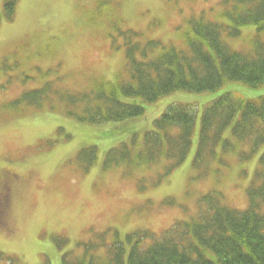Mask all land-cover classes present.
Returning a JSON list of instances; mask_svg holds the SVG:
<instances>
[{"label": "rangeland", "instance_id": "374dc122", "mask_svg": "<svg viewBox=\"0 0 264 264\" xmlns=\"http://www.w3.org/2000/svg\"><path fill=\"white\" fill-rule=\"evenodd\" d=\"M223 1L18 0L13 18L0 25V179L7 178L10 187L7 206H0L1 254L13 264H61V256L76 243L100 241L101 235L110 242L118 233L126 257L131 244L139 241L142 248L149 244L148 239L137 238L139 233L149 231L159 237L175 222L195 217L199 198L205 194H220L222 204L232 209L247 207V190L259 169L264 144L248 162L223 155L226 165H210L199 178L192 161L204 108L224 93L256 100L264 95V86L227 82L216 91H179L154 103L127 98L123 101L141 105L144 114L102 125L63 116V104L55 101L120 77L125 63L121 31L131 30L125 36L140 34L141 42L155 40L181 48L191 18L219 21ZM2 6L0 0V11ZM253 32V27H245L241 37L223 40L231 49L243 50ZM116 46L120 48L115 50ZM47 81L53 83L45 95L56 113L47 107L11 111L8 102ZM178 104L192 108L195 123L187 156L171 174L153 186L160 167L101 170L109 149L132 139L140 144L144 134L154 130V120ZM248 143L239 145L240 150L246 151ZM90 146L97 149V163L83 173L75 155ZM13 174L16 178L10 179ZM165 200L170 204H163ZM127 235L132 236L130 243L125 241ZM53 236L69 241L59 249Z\"/></svg>", "mask_w": 264, "mask_h": 264}, {"label": "trees", "instance_id": "16d2710c", "mask_svg": "<svg viewBox=\"0 0 264 264\" xmlns=\"http://www.w3.org/2000/svg\"><path fill=\"white\" fill-rule=\"evenodd\" d=\"M15 3L4 1L0 22L13 17ZM187 24L181 48L155 40L141 42L140 34L125 36L132 33L125 31L122 78L101 83L90 92L60 98L68 115L91 124L117 123L144 113L141 105L123 99L154 103L179 91H216L227 82L249 88L264 86V0H224L219 21L199 17ZM245 27L254 28L246 48L231 49L223 39L241 37ZM46 97L41 90L32 91L18 102L36 105ZM194 120L189 105L170 106L154 120V130L147 132L140 144L131 141L106 152L103 168L127 166L140 171L160 167L152 182L158 184L184 162ZM200 122L192 161L197 178L205 175L210 165H226L223 155L238 156L242 162L252 159L264 144V95L244 100L224 93L204 108ZM246 141L249 147L241 151L239 145ZM84 159L88 169L96 160V151H81L78 160ZM258 165L245 209L224 206L220 194L211 192L200 197L195 217L175 222L159 237L148 231L139 233L137 238L148 239L149 244L143 248L139 241L131 244L126 257L123 242L115 233L110 242L101 235L100 241L78 244L80 253L74 259L65 254L62 264H264V151ZM125 241L130 243L132 236L127 235ZM54 242L62 248L67 240L55 238ZM102 250L105 253L100 256Z\"/></svg>", "mask_w": 264, "mask_h": 264}, {"label": "flooded vegetation", "instance_id": "af4514ba", "mask_svg": "<svg viewBox=\"0 0 264 264\" xmlns=\"http://www.w3.org/2000/svg\"><path fill=\"white\" fill-rule=\"evenodd\" d=\"M10 179L16 178L15 176L10 175ZM9 181L6 178L5 180L0 179V206L2 209H4L7 206V202L9 199V193H10V187L8 185Z\"/></svg>", "mask_w": 264, "mask_h": 264}]
</instances>
